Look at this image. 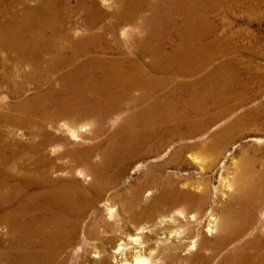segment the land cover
<instances>
[{
    "label": "bare ground",
    "instance_id": "6f19581e",
    "mask_svg": "<svg viewBox=\"0 0 264 264\" xmlns=\"http://www.w3.org/2000/svg\"><path fill=\"white\" fill-rule=\"evenodd\" d=\"M250 13L260 0H0V264H67L77 245V264H264L260 146L238 147L255 152L205 223L209 184L168 170L197 149L215 169L260 132L263 106L235 115L256 97Z\"/></svg>",
    "mask_w": 264,
    "mask_h": 264
},
{
    "label": "rangeland",
    "instance_id": "374dc122",
    "mask_svg": "<svg viewBox=\"0 0 264 264\" xmlns=\"http://www.w3.org/2000/svg\"><path fill=\"white\" fill-rule=\"evenodd\" d=\"M246 29H247V36L245 38V45L246 49L241 53V57L243 60L242 63V70L246 73L244 76H251V79H249L248 82V88L251 94H254L256 97L251 100L250 102L243 105V108L240 107V109L237 110L235 115H239L245 112H249L252 109H255V107H258L260 105V108L264 107V0H260V16L257 17L254 14H248L247 21H246ZM0 59L4 58L6 53L2 50H0ZM240 54V53H238ZM2 55V56H1ZM157 76V75H154ZM169 81L171 82L167 89H172L175 85V83L178 82H187V81H200L199 75H197L196 78H179L175 75H170ZM174 76V77H173ZM177 78V79H176ZM173 86V87H172ZM250 94V95H251ZM173 94V96H170L167 98V101L170 99V102L172 101L173 106L174 102L178 101L180 99V95ZM175 96V97H174ZM174 97V98H173ZM177 97V98H176ZM174 99V100H173ZM169 102V101H168ZM172 105V104H171ZM178 107V106H177ZM7 127V128H6ZM252 128H255L253 126ZM4 132L6 134L12 135L14 132H16L13 127L4 126L3 127ZM260 138V141L258 139L253 140H247L248 138ZM256 144V145H255ZM235 145L237 147L235 148ZM252 146V147H259L260 146V157L264 156V112L262 113V116L260 118V132L253 131L251 134L245 136L241 140L234 141L228 151H226L218 164V166L214 167L215 169H210V157L207 152L201 151V150H195V154L198 155L200 164L193 163L192 166H185L182 169H175L176 167L171 165L168 167V170H171L172 172H193L198 180L204 182L203 184H209L211 188L210 192V198L207 201L208 203L204 207L203 215L201 217V220L203 223H205L208 220V215L213 212L216 216H219L220 209L225 204L226 200L229 198V196L232 193H235L237 190L238 179L240 177V166L242 165V162L244 160V154H254L255 151L252 149L247 150L244 149L242 153L238 151V147L242 146ZM258 145V146H257ZM230 151H232L230 154H228ZM249 152V153H248ZM190 152H187V157L189 156ZM208 154V155H207ZM230 155V156H229ZM189 158V157H188ZM151 161L145 160L143 163L145 165L149 164ZM224 163V165H222ZM146 167H141L139 171L137 169L130 171L128 173V180L132 181L136 179L142 171H144ZM192 169V170H191ZM204 169V170H203ZM180 170V171H178ZM214 170V171H212ZM239 172V173H238ZM239 174V175H238ZM135 177V178H134ZM223 179L227 181V184H231L230 187L223 189L222 192V185H223ZM229 181V182H228ZM238 184H237V183ZM236 189V190H235ZM112 193V192H111ZM149 191L145 192V197ZM224 193V194H223ZM226 193V194H225ZM110 194L108 193L105 195V198H108ZM226 199V200H225ZM221 206V207H220ZM118 205L116 209H118ZM179 209H183L181 206L178 207ZM106 213V211H105ZM217 214V215H216ZM181 216V215H180ZM183 218V216H181ZM120 218H122V215H120ZM168 219V218H167ZM170 220V219H168ZM79 245L74 248V254L69 262L67 264H77L76 263V256L80 253L81 247H78ZM91 257V256H90Z\"/></svg>",
    "mask_w": 264,
    "mask_h": 264
}]
</instances>
